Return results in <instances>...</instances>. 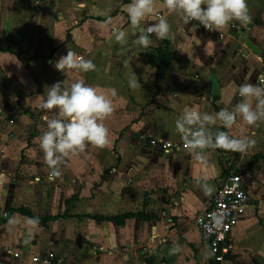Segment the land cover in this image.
Instances as JSON below:
<instances>
[{
  "label": "crops",
  "instance_id": "1",
  "mask_svg": "<svg viewBox=\"0 0 264 264\" xmlns=\"http://www.w3.org/2000/svg\"><path fill=\"white\" fill-rule=\"evenodd\" d=\"M42 2L0 0V264H45L32 257L47 254L53 264H218L194 221L230 171L241 175L249 196L232 232L233 253L221 264H264V122L247 126L238 119L231 133L249 136L255 145L244 153L207 149L203 162L182 146L175 129L184 109H234L238 86L257 84L264 0H247L250 23L232 22L219 32L185 25L178 14H168L163 0H154L156 14L136 30L122 11L131 0ZM157 14L171 26L170 39L150 36L149 47L170 54L162 79L156 78L158 54L150 66L144 47L134 42L140 30L158 22ZM114 25L129 33L126 45L115 40ZM69 50L92 60L95 70L56 69ZM133 73L141 86H131ZM79 79L109 95L115 90L114 111L104 121L109 144L70 153L50 182L36 136L46 130L43 117L56 113L37 105L49 86ZM210 130L229 131L220 122ZM141 134L155 143L140 142ZM164 142L180 147L170 150ZM125 214L135 216L122 224L94 218Z\"/></svg>",
  "mask_w": 264,
  "mask_h": 264
},
{
  "label": "clouds",
  "instance_id": "2",
  "mask_svg": "<svg viewBox=\"0 0 264 264\" xmlns=\"http://www.w3.org/2000/svg\"><path fill=\"white\" fill-rule=\"evenodd\" d=\"M168 14H178L185 25L198 21L209 31H221L232 22L247 24L251 22L247 0H164ZM134 30L139 29L146 17L156 14L154 0H131L122 9ZM115 40L121 45L128 43L129 33L119 25L113 26ZM157 39L171 38V26L167 16H158V22L140 30L137 45L148 48L150 36ZM56 69L66 72L78 70L84 73L94 71L96 65L90 59L77 58L70 50L54 63ZM133 73L130 80L135 88L140 85ZM264 81V78H261ZM237 94L241 98L234 109L222 108L218 112H201L196 108L184 109L175 121V129L184 141L186 149L195 151L198 161H205L207 149H223L225 151L244 153L252 148L256 141L246 135H233L231 129L238 119L247 126H255L264 122V82L260 84L244 83L238 86ZM110 95H116L111 90ZM110 95L88 85L83 79L68 84L58 81L48 87L43 101L37 105L41 111L55 110V117H43L46 123L39 138L40 147L51 172V182L60 175L58 165L70 153L83 151L87 144L104 148L109 144V129L104 121L114 111ZM231 103V99H229ZM217 122L229 131L212 132L210 129ZM199 150V151H196ZM199 181L208 194L212 188L206 183V177L200 176ZM222 213L211 217L213 225L219 228L224 222ZM38 223V220L32 221Z\"/></svg>",
  "mask_w": 264,
  "mask_h": 264
},
{
  "label": "built area",
  "instance_id": "3",
  "mask_svg": "<svg viewBox=\"0 0 264 264\" xmlns=\"http://www.w3.org/2000/svg\"><path fill=\"white\" fill-rule=\"evenodd\" d=\"M37 4V2H35ZM160 16V14H157ZM199 24L198 21H192ZM203 26V25H202ZM264 78V63L261 73L257 76V84H260ZM139 141L153 145L155 140L151 135H139ZM164 146L170 150H177L179 143L164 142ZM185 147V144L182 145ZM186 148V147H185ZM60 165V164H59ZM50 172L47 174L49 176ZM248 191L241 175L238 172L230 171L222 180L219 187L214 192L208 206L201 211L195 218V226L199 229L201 239L208 246L211 259L218 264L227 261L234 249L232 232L239 222L240 215L243 213L248 203ZM215 213H222L225 217L223 224L217 228L213 225L211 217ZM7 253L18 256V253L8 249ZM54 256L47 254L43 258L33 256L32 261H42L45 264H53ZM55 264H62L57 261Z\"/></svg>",
  "mask_w": 264,
  "mask_h": 264
},
{
  "label": "trees",
  "instance_id": "4",
  "mask_svg": "<svg viewBox=\"0 0 264 264\" xmlns=\"http://www.w3.org/2000/svg\"><path fill=\"white\" fill-rule=\"evenodd\" d=\"M158 56H157V64L155 67L156 70V78L157 79H162L168 69V60L170 59V54L163 52L161 50H158ZM23 214H25L26 216H28L30 219L32 220H36V218L28 213V212H24L21 211ZM131 216H135L133 214L129 215V214H125V215H118L115 217H101V216H95L94 218L97 220H108V221H116L118 224H122L124 222L125 219L131 217Z\"/></svg>",
  "mask_w": 264,
  "mask_h": 264
},
{
  "label": "rangeland",
  "instance_id": "5",
  "mask_svg": "<svg viewBox=\"0 0 264 264\" xmlns=\"http://www.w3.org/2000/svg\"><path fill=\"white\" fill-rule=\"evenodd\" d=\"M34 1L37 2L38 5L41 4V3L43 4L42 0H34ZM45 4H46L45 7L46 8H49L52 3H48V1H46ZM94 4L95 3H92V5H94ZM118 10L119 9L117 8V12H118ZM165 11H166V9H165ZM242 29L245 30L246 29L245 26H242ZM144 50H145V53L148 55L147 61H148L149 65L150 66H153L156 63V56L158 54V53H156V49L153 48V47H148V48H144ZM145 53H143V54H145ZM33 135L35 137V132H33V134L31 135V137H33ZM36 139L39 141V137L36 136ZM39 151L40 152L38 153V155H40V157H42V158H45L44 153H43L41 147H40ZM84 151H85V149H84Z\"/></svg>",
  "mask_w": 264,
  "mask_h": 264
},
{
  "label": "water",
  "instance_id": "6",
  "mask_svg": "<svg viewBox=\"0 0 264 264\" xmlns=\"http://www.w3.org/2000/svg\"><path fill=\"white\" fill-rule=\"evenodd\" d=\"M245 45L252 50L255 54H260V50L250 40H247Z\"/></svg>",
  "mask_w": 264,
  "mask_h": 264
}]
</instances>
